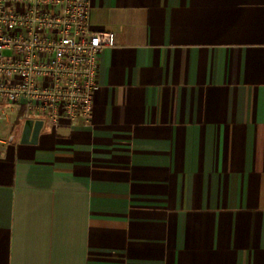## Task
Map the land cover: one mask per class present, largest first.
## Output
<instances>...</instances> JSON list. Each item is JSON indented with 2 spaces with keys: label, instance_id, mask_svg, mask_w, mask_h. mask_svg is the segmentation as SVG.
<instances>
[{
  "label": "crops",
  "instance_id": "1",
  "mask_svg": "<svg viewBox=\"0 0 264 264\" xmlns=\"http://www.w3.org/2000/svg\"><path fill=\"white\" fill-rule=\"evenodd\" d=\"M92 121L0 123V264H264V0H87Z\"/></svg>",
  "mask_w": 264,
  "mask_h": 264
},
{
  "label": "built area",
  "instance_id": "2",
  "mask_svg": "<svg viewBox=\"0 0 264 264\" xmlns=\"http://www.w3.org/2000/svg\"><path fill=\"white\" fill-rule=\"evenodd\" d=\"M113 31H94L87 0H0V123L19 106L44 126L89 124L100 54Z\"/></svg>",
  "mask_w": 264,
  "mask_h": 264
},
{
  "label": "water",
  "instance_id": "3",
  "mask_svg": "<svg viewBox=\"0 0 264 264\" xmlns=\"http://www.w3.org/2000/svg\"><path fill=\"white\" fill-rule=\"evenodd\" d=\"M43 128L44 121L42 119H27L24 124L21 143L36 144Z\"/></svg>",
  "mask_w": 264,
  "mask_h": 264
},
{
  "label": "trees",
  "instance_id": "4",
  "mask_svg": "<svg viewBox=\"0 0 264 264\" xmlns=\"http://www.w3.org/2000/svg\"><path fill=\"white\" fill-rule=\"evenodd\" d=\"M22 109H23V110H22V113H20V116H21L22 118H24L25 108L23 107Z\"/></svg>",
  "mask_w": 264,
  "mask_h": 264
}]
</instances>
